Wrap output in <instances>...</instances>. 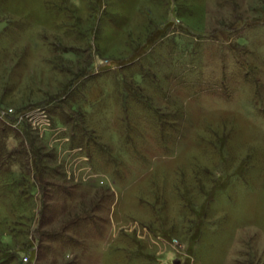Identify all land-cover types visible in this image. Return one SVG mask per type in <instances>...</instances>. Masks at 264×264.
<instances>
[{
	"label": "rangeland",
	"instance_id": "374dc122",
	"mask_svg": "<svg viewBox=\"0 0 264 264\" xmlns=\"http://www.w3.org/2000/svg\"><path fill=\"white\" fill-rule=\"evenodd\" d=\"M0 264H264V0H0Z\"/></svg>",
	"mask_w": 264,
	"mask_h": 264
}]
</instances>
